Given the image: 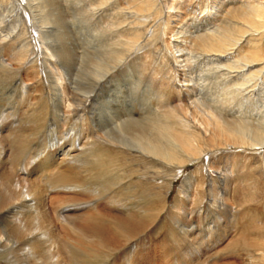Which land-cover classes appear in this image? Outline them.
I'll return each mask as SVG.
<instances>
[{
	"label": "bare ground",
	"instance_id": "6f19581e",
	"mask_svg": "<svg viewBox=\"0 0 264 264\" xmlns=\"http://www.w3.org/2000/svg\"><path fill=\"white\" fill-rule=\"evenodd\" d=\"M17 1L19 2L18 8L21 10L24 6L22 3L23 0ZM40 1V9L42 12H45V14H50V8H52V12L56 10V0ZM106 1L108 2V0H91L90 3L99 7L105 4ZM156 1L157 0H130L127 2L129 8H134L135 10H133L136 14L134 21H132L131 18L132 22L128 23V26L126 24V26L123 27L121 26V19L117 20V22L112 20L113 23L110 25H115L114 28L117 27L115 30H117L116 36L118 39L116 38L117 40L112 45L103 47L102 49L93 46V52L84 54L82 58V62L84 63L80 67L77 76L75 75L77 79L76 84L74 82L75 86H73V89L68 82V76L75 66L78 50L62 47L61 45H53L56 38H53L51 34H44V38L43 32L38 30V40L34 38L32 41L26 42L25 40L24 44L14 51L11 59L17 65H23L26 63H35L38 58L37 54L43 57V72L49 77L51 89L53 90L52 101L54 102L52 104L50 103V105L54 110L53 114H58L59 118L57 117V119H60V122L62 121L64 123L73 112L78 111L81 113L80 115H82L81 119L84 118L85 109L90 107L94 98L98 100L102 98V96H94V88L99 82L107 77L109 78L115 70L119 69L122 71L125 79L126 71L123 70L125 65L124 62H126V65L128 64L127 66L132 70L139 68L136 70H140V75H142V69L144 71L147 69V59L150 60L149 62H154L156 64V69L152 71L150 79L153 80V78L159 76L160 86L172 87L175 92L174 101L177 103L170 105V103L165 100L166 93L160 92L159 89H150L151 85L148 84L149 82H146L145 89L142 91L144 94L141 95L142 105L148 106L144 109V114L139 115L131 111L129 105L125 106L124 101L118 97L119 101L117 99L116 101L118 102H116L117 104L114 106V112L118 116H115L117 117L116 121H114L115 124H113L115 127L113 129L109 128V131L101 129L99 130L100 132L95 135L96 139L112 146L115 149L114 152L122 156L125 163L127 161L132 162L140 160L139 162L146 164L147 171L152 169V173L154 174L160 173L162 176L173 178L178 173L175 171L176 169H182L192 162L202 161L201 158L206 153L208 154L222 148L258 149L264 147V121L254 123L241 118H232V116L229 119L225 117L227 114L225 115L224 112L223 114L225 116L221 114V110L225 106H222L223 108L220 107L221 104L223 105V103L226 102H230L231 104L230 100L240 95L244 90H250L249 87L253 86L252 80L259 79L261 76L264 78V0H217L212 4L206 3L204 8H202L198 22L191 25L189 28L188 26H186L187 28H183L181 25L182 16L180 9L182 10L185 6L183 4L184 2L172 0L171 5L168 6L170 9L167 15H164L163 19L159 18L160 23H158V29L157 24L154 25V23L152 25L148 22L150 17L148 13L152 9H155L154 14L156 17L161 14L160 8L156 7ZM6 2H9V0H6ZM175 3H177V6ZM81 8L82 7H80V9ZM121 9H123V7ZM191 9L192 7H189L185 9L184 12L188 13ZM12 12L14 11L11 10L10 13ZM10 15L11 14H9V17ZM55 16H57V14ZM29 17L30 14L28 13L27 18L29 19ZM108 17H110V15ZM195 18H197V15ZM32 25L33 23H30L31 27ZM47 25H50L49 22ZM107 28L111 27L108 25ZM191 28L193 29L191 30ZM12 31L8 35L4 34L5 36H1H14L16 32ZM24 34L25 33H23V35ZM60 35L62 36V33H60ZM19 36L20 34L18 35L17 33L16 37ZM50 40L52 44L49 42ZM157 40H162L164 42V44L161 43L163 44L162 50H164V53H161V57L168 62L169 59H171L174 63L172 65L175 67L176 73L173 75H171V71H167L168 74H162L161 72L163 71H161V66L163 65H161V62H157L153 57L156 53L153 51L154 47L151 49V46H154ZM140 50L144 52L143 56H139L138 51ZM134 51L135 56L127 62L126 60L131 55L130 53ZM192 53L197 55L198 58L201 57L204 63L207 62V64H212L213 66L210 65V67L212 66L211 68L208 66L205 70H207V72L209 70V72L216 73V77H220L218 79V84H216L217 87H215L213 90L214 92H212L211 100H209V96L207 97L209 101L203 100L197 95L200 94L199 91L195 92L197 90H195L197 83L194 82L195 79L193 80L192 77L189 76L187 65L190 62L188 59L191 58L190 56ZM47 58H53V62H48ZM198 58L196 59L198 60ZM196 59L193 62H195ZM2 64L12 68L10 61L5 63L2 62ZM60 68L62 71L59 70ZM205 70L203 69V71ZM199 72L201 74L202 69ZM174 81L178 86L173 84ZM135 82L137 81L135 80ZM139 82L140 78L138 79L137 85ZM197 82L199 83V81ZM210 85L211 83L209 86ZM118 86H120V83ZM109 87L108 85L106 86L108 92L110 90ZM198 87L200 88L199 84ZM22 89L23 94H27L25 91V84ZM208 95H211L210 92ZM151 96L157 99L156 106L151 105ZM58 107L65 108V111ZM228 107L227 109L229 111ZM219 108H221V110H219ZM122 109H125L123 115H121L123 112ZM159 109L161 110L159 111ZM114 112L113 114H115ZM78 119H80V116L74 117V120ZM93 124L95 125V123ZM77 138H80V134H77ZM65 140L69 139H64V142ZM94 145L95 143H80L78 139L77 141L75 140L74 143L72 142V144L67 143L65 146L60 147L57 153L53 152L54 148L50 150V148H52L51 145L42 146L38 152L39 159L37 158L39 160L37 167H41L40 172H35L32 175L24 173L27 174L24 178L15 176L11 171L0 172V212L4 214V216L7 215V218L4 219L5 217L2 215L3 218L0 214V222H4V225L0 224V251L8 253L9 258L17 264H84L82 259H76L77 255L87 257L86 255L89 254L104 253V256H108L110 252L115 251L119 247L121 248L132 238L140 236L157 217L159 211L155 207H152L150 202H148L149 204L142 205L138 203V201L144 196L156 195V189L162 186L158 184H152L150 190L146 191V195H141L142 197L126 195L121 192L122 189L120 191L111 190L109 198H116L113 200L115 204L118 207L125 208L127 213H117L118 211L108 206L104 207L112 209L114 212H102L100 209L101 207H98L99 200L96 199V196L100 195L99 192L108 191V189L110 190L114 187L109 188V186H105L102 182L88 184L84 180V178H86L83 176L84 173H86L84 171L87 170L84 166L89 164L90 161L93 162V160L98 162L101 161V156H99L101 152H99L98 149L95 151L93 149ZM220 154L221 153H219V155ZM214 155L216 161V154ZM262 163L264 168V155L262 156ZM81 167L83 168L81 169ZM65 168L72 169V171L76 169L79 173H71L66 171ZM48 169L53 170V172L51 171L50 173ZM46 170L50 173L49 179L48 177L46 179L47 183L53 188L78 191L93 199L84 202L80 199V201H77L76 198L75 200L72 198L73 200L70 201L69 204L63 205L64 201L58 198L55 202H51L54 212V215H51L46 204L45 193L43 194L39 189L41 185L37 181ZM87 173L89 172L87 171ZM231 173L232 172L229 174ZM232 178L234 177L232 176ZM219 179L222 190L216 186L217 184L212 177L209 178L208 187L203 186L202 189L204 190V188H206L208 196H211L208 199L211 206L220 210L218 212L221 213V215H226L228 220H233V211L226 203L227 198H233V190L228 180L220 176ZM117 184L118 183L114 185L117 187ZM169 186V184H165L166 188H169ZM201 186L202 185L197 183V181L193 180L190 176L185 177L178 190V193L182 196V201L190 205L194 203L200 204L202 202L200 196ZM101 196L102 195H100V197ZM131 201L136 202L129 203ZM59 205L62 206L57 207ZM128 207H131L132 210L128 211ZM171 207L180 212L178 214H171V218L175 221V225L184 226V229L187 228L190 229V231L194 230L190 218L193 210H191V208L189 209L187 205L185 207L181 201L178 202L177 200ZM70 211H77V213ZM91 211H93V213ZM56 221L60 223L65 233H59L55 229ZM211 224V221H207L205 226L196 227L195 230L199 235L203 234L202 236L204 237L205 228L207 227L208 230L211 229ZM180 229L181 231L183 230L182 228ZM70 237L74 239L71 240L69 239ZM197 240L196 238L194 242ZM120 255L123 262L122 264H128L133 258H135V260L143 258L142 253L138 252L134 246L122 251ZM262 256L264 258V252ZM262 264H264V262H262Z\"/></svg>",
	"mask_w": 264,
	"mask_h": 264
},
{
	"label": "rangeland",
	"instance_id": "374dc122",
	"mask_svg": "<svg viewBox=\"0 0 264 264\" xmlns=\"http://www.w3.org/2000/svg\"><path fill=\"white\" fill-rule=\"evenodd\" d=\"M56 1V10H53L52 12V8H50V15L45 14V12L41 11L40 0H23L22 3L24 6L21 10H19L18 8L19 2L17 0H9V2H6V0H0V172L11 171L15 176L23 178L27 174L32 175L35 172H40L41 167H37L39 164L38 152L40 151V148H42V146L51 145L52 148H50V150L54 148L53 152L57 153L60 147L65 146L67 143L72 144V142L74 143L75 140L77 141L79 139L80 143H95L93 149L95 151L96 149H98L99 152H101L99 155L101 156V161L98 162L93 160V162H89L90 165L87 164L86 166H84L85 168H87V170L84 172H89L87 174L84 173L83 176L86 177L84 178V180L88 184L102 182L105 186H109V188L114 187L110 190L108 189V191L106 190L99 192V194L102 195L101 197L100 195H97L98 197L96 196V199L99 200L98 207H101L100 209L102 210V212L113 211L112 209L104 207L108 206L110 208H114L115 211H118L117 213H127L125 208L118 207L115 204L113 200L116 198H109V196L111 195V190L120 191L122 189L121 192L125 193L126 195H131L132 197H142L141 195H146V191L150 190L152 184L162 185L160 188L156 189V195H147L142 197L141 200L138 201V203L142 205L149 204L148 202H150V204H152L151 206L155 207L159 211L157 217L153 220L149 227H147V229L140 236H136L134 237L135 239L132 238L130 241L124 244L121 247L122 249L119 247L115 251L110 252L108 256H104V253H94V255L89 254L86 255L87 257H83L81 255H77L76 253V259H82L84 264H122L123 262L120 254L122 253V251L127 250L129 247L133 246L138 250V252L142 253L143 258H139V260H135V258H133L131 261L128 262V264H262V262H264V258L262 256L264 252V168L262 163L264 147L258 149H242L228 147L222 148L220 150L208 154L206 153V156L203 155V157L201 158L202 161L192 162L182 169H176L175 171H177L178 173L173 178L162 176V174L160 175V173L154 174L152 173V169H149L150 171H147L148 169L146 167V164L139 162L140 160L132 162L127 161L125 163L123 157L114 152L115 149L112 146L108 145L107 143L101 142L100 140L96 139L95 136L96 134H98V132H100L99 130L101 129H105L104 131H109L110 129H113L115 127L113 124H115L114 121H116V118L118 116L114 112V106L117 104L116 102L119 101L118 97H120L124 101L125 106L129 105L131 111L139 115H143L144 109L148 106L142 105L141 95L144 94L142 91L145 89L146 82H149L148 84L151 85L150 89H159L160 92L166 93V102H169L170 105H174L175 103H177L176 101H174L175 92L173 91L172 87L160 86L159 76L153 78V80L150 79L152 71L156 69V64L154 62H149V59L146 60L148 61V65L146 66L147 69L145 71L143 69L141 70L142 75L139 74L140 70H136L139 68L132 70L129 66H127L128 64L126 65V62H124L125 65L123 70L126 71L125 73L127 75H125V79L123 76L124 73L117 69L109 76V78L107 77L106 79H104L105 81L102 80L101 82H99V84L94 88V96H102V98L101 100L94 98V101L90 105L91 108L89 107L85 109V116H83V119H81V113L77 111L71 113L65 123L62 121L60 122V119H57L58 114H53L54 110L50 105V103L52 104L54 102L52 101L53 90L51 89V82L49 77H47L43 72V57L37 54L38 58L35 63L17 65L11 59V56L14 51L19 49L24 44L25 40L26 42L30 40L32 41L34 39L38 40V30H41V32H43V35L51 34L53 38H56V41L53 45H61L62 47L64 46L69 49H76V51L78 50L77 59L75 60V66L70 72L71 74L68 76V82L70 83V86H72L73 89V86H75L76 84V76L78 74V71L84 63L82 62L84 54L87 52H93V46L102 49L103 47L112 45L118 39V37L116 36L117 30H115L117 27L114 28L115 25L110 24L113 23V21L117 22V20L121 19V26L125 27L126 24L128 26V23L134 21L136 14L134 12V8H129L127 2L130 0H108V2L106 1L105 4L99 7L92 5L90 3L91 0ZM180 1H182V3L184 2L183 4L185 5L182 10L180 9V13L182 16L181 25L183 28H187L186 26H188L189 28L191 25L196 24L198 22L202 8H204L206 3L212 4L217 0ZM171 3L172 0H157L156 7L160 8L161 14L160 16L156 17L154 14L155 9H152L148 13L150 15L148 22H150L152 25L154 23V25L157 24L158 29V23H160L159 18L163 19L164 15H167L170 9L168 6L171 5ZM175 5L177 6V3H175ZM58 6L61 8H59ZM188 6L192 7L191 11L188 13L184 12L185 9L189 8ZM80 7L82 8L80 9ZM122 7L123 9H121ZM11 10H13L15 13H10ZM28 13L30 14L29 19L27 18ZM9 14H11L10 17ZM56 14L57 16H55ZM34 15L36 18L34 17ZM109 15L110 17H108ZM196 15L197 18H195ZM48 22L50 25H47ZM30 23H33L32 27L30 26ZM108 25L111 28H107ZM192 29L193 28H191V30ZM11 31L16 32L14 36H1L4 34L8 35L9 33H11ZM17 33L18 35L20 34L19 37H16ZM23 33L25 34L23 35ZM60 33H62V36L60 35ZM1 37H3L4 39ZM49 42H51V40ZM161 43L164 44L162 40H157L154 43V46H151V49H153L154 47L153 51H155L156 53V55L153 57L157 62H161V65H163L161 66L163 69H161V71H163L161 72L162 74H168L167 71H171L170 73L171 75H173L176 73V69L172 65L174 63L171 59H169L168 62L161 57V53H164V50H162L163 44ZM138 52L139 56H143L144 52H141V50ZM130 54L131 55L126 60L127 62L135 56V51ZM192 55L190 56L191 58H189L190 60L188 59V61L190 62L187 65V69H189V76L192 77L193 80L195 79L194 82L197 83V85L195 86V90H197L195 92L199 91L200 94L197 95L203 100L207 101L208 96L209 100H211L213 94L212 92H214L213 90L215 89V87H217L216 84H218V79L220 77H216V73L209 72V70L207 72V70H205L206 68H208V66L210 67V65L212 64H207V62L204 63V60H201V57L198 58L197 55H194L193 53ZM195 57L198 58V60ZM195 59L196 61L193 62ZM9 61L12 64V68L5 66V64H2V62L5 63ZM47 61L52 63L53 58H47ZM200 67L202 69L203 74H200L199 72L201 71ZM203 69L206 72L203 71ZM59 70L62 71L61 68ZM139 78L140 82L137 85ZM135 80L137 82H135ZM263 80L264 78L262 76L259 79L252 80L253 86L249 87L250 90L246 89L240 95L235 96L233 99L230 100L231 104L230 102L223 103V105L221 104L220 107H225H222V110L221 108H219V110L222 111V113H220L223 116L227 114L225 117L229 119L232 116V118H241L252 121L254 123L264 121ZM197 81H199V83ZM119 83L120 86H118ZM210 83L211 85L209 86ZM24 84L25 91L27 92V94L25 95L23 94L22 89ZM173 84L175 86H178L175 81L173 82ZM198 84L200 88L198 87ZM107 85L110 86L109 92L106 90ZM76 92L79 93L78 91ZM209 92L211 95H208ZM152 97L153 96H151L150 100L151 105L156 106L157 99H154V97ZM117 99L118 101H116ZM227 104L229 107L227 106ZM227 107L229 108V111ZM61 108L62 107H60L59 109ZM62 109L64 110L65 108ZM160 110L161 109H159V111ZM122 111L123 112L121 115L125 113V109H122ZM113 112L115 114H113ZM223 112L225 113V115L223 114ZM75 116H80L81 120H74ZM93 123H95V125ZM77 134H80V138H77ZM66 138L69 140H65L64 142V139ZM18 143L20 149L18 148ZM16 151L19 152L17 153ZM237 151H239L240 153ZM111 153H114V160L112 158ZM219 153L221 154L219 155ZM214 154H216L217 162L215 161ZM255 165H259L260 167H257ZM82 168L83 167H81V169ZM65 169L66 171H69L74 174L79 173L76 169H73V171L72 169ZM48 171H50V173L51 171L53 172V170L50 169H48ZM48 171L46 170L45 172H43V175L45 177L42 175L39 177V179L37 178V181L41 185V187L39 185V189L43 192V194L45 193L46 204L51 215H54L51 202H55L56 200H58V198L64 201L63 205H67V203L69 204L70 201H72L73 199L75 200V198L77 201L81 200L84 202L86 200L88 201L93 199L90 196L82 194L78 191L75 192L72 190L70 191L53 188L47 183L46 180L47 177L48 179L50 177V173ZM230 172L232 173L229 174ZM189 176L193 180L197 181V183L202 185L200 188V196L202 198V202L200 204H185L184 201H182L181 194L178 193V190L180 189L184 178ZM219 176L223 179L228 180L230 183L229 185L233 190V198H229L230 200L227 198L226 202L227 205H229V207L232 209L234 214V219H231L232 221L230 219L228 220L226 215H221V213L218 212L220 210L215 209L211 206L210 201L208 200L211 196H208L206 188H204V190L202 189L203 186L208 187L209 178L212 177L214 182H216L217 184L216 186L221 188L222 190ZM232 176L236 180L232 178ZM233 181L235 184L233 183ZM116 183H118V188L114 185ZM165 184H169V188H166ZM176 200L178 202L181 201L185 207L187 205L189 209L191 208V210H193L190 215V218L191 225L193 226L194 230L190 231V229H184V226L182 227L180 225H175V221L171 218V214H178L180 212H178V210H174L171 205ZM134 202L136 201H131L129 203ZM60 206L62 205H59L57 207ZM127 210L131 211L132 208L128 207ZM91 212L93 213V211ZM75 213H77V211ZM2 215L4 216V214H1V216ZM4 217L3 218L6 219L7 215H5ZM207 221L212 222V228L208 230L206 227L203 237V234L199 235L195 228H199L202 225L205 226ZM0 224L4 225V222L1 221ZM180 228H182L183 230L181 231ZM55 229L59 233H65L64 229L58 221L55 222ZM196 238L198 240L194 242ZM69 239L73 240L74 238L70 237ZM74 247L77 248L76 246ZM0 264L17 263L11 258H9L8 253L0 251Z\"/></svg>",
	"mask_w": 264,
	"mask_h": 264
}]
</instances>
